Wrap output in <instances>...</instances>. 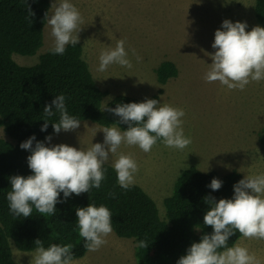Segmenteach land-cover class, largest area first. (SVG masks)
Returning <instances> with one entry per match:
<instances>
[{
  "label": "rangeland",
  "instance_id": "1",
  "mask_svg": "<svg viewBox=\"0 0 264 264\" xmlns=\"http://www.w3.org/2000/svg\"><path fill=\"white\" fill-rule=\"evenodd\" d=\"M80 11L83 24L79 43L83 58L98 86L108 92L103 104L116 95L126 94L145 100L158 93L161 104L183 109L184 134L192 143L183 151L166 147L162 142L148 153L138 147L122 145L120 152L131 154L139 171L135 184L157 204L164 216V201L173 192L181 171L190 167L220 175L238 171L243 177L264 173V149L258 132L264 127V80L248 84L243 91L229 90L219 82L208 83L204 74L212 61L207 53L214 34L225 19L246 22L250 31L261 26L254 14L255 0H70ZM53 0H50V8ZM51 14V12H49ZM47 23L43 47L35 56L14 55L22 66H33L50 50L52 38ZM125 40L133 67L113 64L97 71L99 54ZM135 49L137 59L132 54ZM163 62H172L178 77L160 85L155 71ZM111 97V99H109ZM90 121H82L75 131L52 136L51 144L64 143L87 149L103 143L104 133ZM46 146H50L46 141ZM107 165L112 166L110 158ZM98 251L87 252L75 264H136L134 243L113 232ZM238 242L264 262V240ZM16 264H31L35 251L12 248Z\"/></svg>",
  "mask_w": 264,
  "mask_h": 264
},
{
  "label": "clouds",
  "instance_id": "2",
  "mask_svg": "<svg viewBox=\"0 0 264 264\" xmlns=\"http://www.w3.org/2000/svg\"><path fill=\"white\" fill-rule=\"evenodd\" d=\"M28 12L30 17L34 15L30 6ZM44 20L50 29V51L54 55H63L66 46L78 44L83 17L70 0H53ZM221 28L214 34L211 45L214 53H207L212 62L208 64L204 80L241 91L252 82L264 80V27L257 25L246 31V22L233 23L225 19ZM125 43L120 39L115 47L102 50L97 71L104 72L113 64L131 69L133 64ZM132 54L137 62L142 59L135 49ZM65 101V95L60 94L43 108L42 120L45 123L41 131L47 130L49 118L57 114L58 122L52 123L54 133L59 134L62 130L71 132L80 127L81 121L69 114ZM99 110L113 113L119 118L118 125H127L126 130L115 125L105 126L99 130L104 133L103 143H92L87 149H77L64 143L52 145L51 135L45 137L50 146L41 141H36L33 146L35 135L21 143V149L31 153L27 164L32 174L9 178L11 190L6 199L14 216L30 217L33 207L42 215H55L56 205L71 195L79 196L93 188L99 189L105 179L104 165L110 158L117 184L122 189H129L135 184L139 167L131 154L119 151L122 145L138 147L148 153L158 142L181 151L192 143L191 138L184 134V110L161 104L157 99L118 103L115 108L105 105ZM222 184L221 180L213 178L208 187L217 191ZM233 188L234 195L230 199L217 201L211 195L203 198L208 205L203 226H210L212 232L203 234L199 242H193L177 264H264L239 242L232 246L228 244L229 238L237 232L244 239L264 240V173L247 175ZM61 193L64 200L60 199ZM109 195L115 199L117 193L113 191ZM76 216L78 235L84 240V248L89 252L98 251L113 232L112 213L104 205L97 207L89 203L86 207L77 208ZM34 244L31 264H75L71 244L53 243L46 248L41 239H36ZM137 247L147 248L148 244L140 240Z\"/></svg>",
  "mask_w": 264,
  "mask_h": 264
},
{
  "label": "trees",
  "instance_id": "3",
  "mask_svg": "<svg viewBox=\"0 0 264 264\" xmlns=\"http://www.w3.org/2000/svg\"><path fill=\"white\" fill-rule=\"evenodd\" d=\"M28 4V5H27ZM30 6L34 15L30 17ZM50 9V0H0V264H16L12 248L19 251H35L34 241L41 239L44 246L55 243L71 244L73 256L80 259L88 252L84 240L78 235L76 209L89 203L106 206L112 213L113 233L134 243L136 264H177L193 242H199L203 234L212 232L210 226H203V216L208 209L205 196L230 199L234 195V184L244 177L238 171L226 175L204 172L196 167L181 171L174 183L173 192L164 201V216L160 215L155 201L139 186L125 190L117 184L112 166L105 164V179L99 189H91L79 196L75 194L56 205L55 215L38 213L33 207L32 216L16 217L9 209L6 199L10 177L28 176L31 170L27 164L29 151L20 145L33 135L36 141L45 142V137L55 135L52 123L58 122L59 115L49 118L46 131L43 108L63 94L70 115L82 121H90L100 127L118 126L126 130L127 125H118L113 113L100 111L108 92L95 81L83 48L66 46L63 55L50 50L40 56L33 66L18 64L13 56H35L43 47L45 13ZM254 14L257 22L264 27V0H255ZM160 85L178 77L179 71L172 62H163L155 71ZM163 93L158 90L150 99H157ZM143 102L126 94L116 95L108 108L118 103ZM54 108V106H53ZM258 141L264 149V127L258 132ZM217 178L222 187L213 191L208 185ZM115 191L116 198H110ZM60 199L64 200L63 193ZM201 227V230H197ZM242 237L237 232L229 238L232 246ZM145 240L147 248H138L137 243Z\"/></svg>",
  "mask_w": 264,
  "mask_h": 264
}]
</instances>
